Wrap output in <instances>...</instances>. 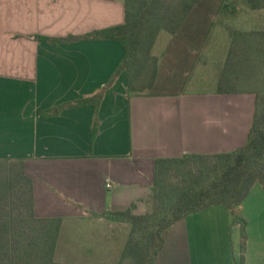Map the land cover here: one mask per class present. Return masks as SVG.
<instances>
[{
	"label": "crops",
	"instance_id": "crops-1",
	"mask_svg": "<svg viewBox=\"0 0 264 264\" xmlns=\"http://www.w3.org/2000/svg\"><path fill=\"white\" fill-rule=\"evenodd\" d=\"M124 22L125 0H0V159L23 161L36 216L61 217L62 230L93 213L145 214L158 158L234 151L253 124L252 91L130 95L128 72L116 75L122 43L84 37ZM196 25L162 31L154 44L159 69L164 60L173 78L204 49ZM100 92L98 108L42 114ZM244 233L245 264H264L260 183L236 210L213 205L176 222L156 264H239Z\"/></svg>",
	"mask_w": 264,
	"mask_h": 264
},
{
	"label": "trees",
	"instance_id": "trees-1",
	"mask_svg": "<svg viewBox=\"0 0 264 264\" xmlns=\"http://www.w3.org/2000/svg\"><path fill=\"white\" fill-rule=\"evenodd\" d=\"M214 1L217 2L221 13L211 12V7L204 3V0H125V22L122 25L96 30L84 37L120 41L125 50V57L116 75L126 70L130 95L143 94L146 89H152L158 80L159 58L152 54V49L162 31L176 35L184 26L187 27V24H197L194 32L198 34V38H205L214 25V14L220 13L221 18L229 13L236 16L234 4L228 0ZM241 1L253 10L264 9V0ZM206 23L209 24L207 30ZM257 36L264 37V31L235 29L231 32L226 68L221 75L218 92H240L229 86V75L236 72L235 67L254 66L255 58L264 56V49L259 48V45H252ZM35 38L50 43L66 40L40 35ZM225 84L228 85L223 87ZM252 92L256 94V107L248 140L243 147L217 154H185L181 157L158 158L155 164L153 193L149 201L150 208L145 214H136L134 207L123 211L93 213L112 222L131 225V234L124 247L123 258H129L132 264H156L168 232L176 222L213 205H224L236 210L256 183L264 186V85L261 90ZM102 97L103 93L100 92L62 103L42 114L59 113L67 108L89 104L98 108ZM97 130L96 119L94 136ZM10 160L0 159V162L5 164ZM13 161L20 165L16 175L14 170L0 173V212L10 205V192L15 190L17 180H24L27 185L29 220L35 225L33 230L36 231L35 241H29L27 254L30 258L27 261L32 264L40 261L42 264H62L55 260V254L63 219L36 216L33 180L25 173L22 160ZM181 167L182 179L174 181V173ZM4 215H0V218ZM4 226H8L6 231ZM10 231L6 221L0 224V242L8 241ZM244 238L239 264H245L246 233Z\"/></svg>",
	"mask_w": 264,
	"mask_h": 264
},
{
	"label": "rangeland",
	"instance_id": "rangeland-1",
	"mask_svg": "<svg viewBox=\"0 0 264 264\" xmlns=\"http://www.w3.org/2000/svg\"><path fill=\"white\" fill-rule=\"evenodd\" d=\"M228 1L236 6V16L229 13L221 18L217 2L204 0L211 7V12L220 13L213 15L214 25L203 39L204 49L200 52L198 61L176 69L181 70V73L173 78V69L163 60L157 84L152 89H146L143 94L219 89V81L226 68L231 32L235 29L264 31V9L253 10L241 0ZM205 29H209V24L206 23ZM252 45H259V48L264 49V37L257 36ZM255 61L254 66L235 67L236 72L229 75V86L239 91L261 90L264 85V56L255 58ZM19 168V163L13 160L5 164L0 162V173L14 170L16 175ZM186 169L188 168H184ZM182 170L181 167L175 171L174 181L182 179ZM10 198V205L0 212V215L5 214L0 218V224L6 221L11 228L10 237L7 238L10 242H0V264H32L28 262L30 257L27 248L30 240L35 241L36 231L33 230L35 225L29 220L27 185L24 180H17ZM6 228L3 227L5 231ZM130 234L131 225L112 222L94 214L71 220L60 232L55 260L62 264H132L129 258H123ZM37 264L42 263L40 261Z\"/></svg>",
	"mask_w": 264,
	"mask_h": 264
},
{
	"label": "built area",
	"instance_id": "built-area-1",
	"mask_svg": "<svg viewBox=\"0 0 264 264\" xmlns=\"http://www.w3.org/2000/svg\"><path fill=\"white\" fill-rule=\"evenodd\" d=\"M107 186H108V187H111L112 185H111V183H108Z\"/></svg>",
	"mask_w": 264,
	"mask_h": 264
}]
</instances>
